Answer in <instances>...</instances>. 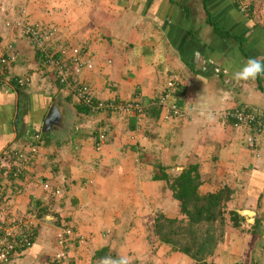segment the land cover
Masks as SVG:
<instances>
[{"label":"crops","instance_id":"crops-1","mask_svg":"<svg viewBox=\"0 0 264 264\" xmlns=\"http://www.w3.org/2000/svg\"><path fill=\"white\" fill-rule=\"evenodd\" d=\"M242 3L244 11L232 0H0V53L13 57L0 85V157L37 148L5 206L41 215L17 264H48L63 227L73 233L66 264L121 255L131 264H164L169 254L175 264L191 262L152 234L154 215L174 218L180 206L166 181L154 180L158 170L169 178L190 171L201 194L229 187V209L251 211L253 223L241 217L249 227L260 221L264 239V74L232 78L249 59L264 60V0ZM14 18L51 32L63 59L89 60L75 80L96 99L136 102L140 113L85 111L7 24ZM20 77L30 85L14 86ZM170 81L165 107L179 112L164 119L157 102ZM54 103L58 118L49 123ZM235 109L255 114L261 131L234 127L228 113Z\"/></svg>","mask_w":264,"mask_h":264},{"label":"built area","instance_id":"built-area-1","mask_svg":"<svg viewBox=\"0 0 264 264\" xmlns=\"http://www.w3.org/2000/svg\"><path fill=\"white\" fill-rule=\"evenodd\" d=\"M239 4L240 11L246 9V4L242 3L243 0H232ZM11 28H17L21 37L28 39L33 50L36 54L42 55V60L46 62L45 68L49 72H54L64 89L69 91L75 96L77 101L85 106L91 113L100 112H114V113H140L138 103L134 102H112L102 101L96 99L90 92L89 87L78 80L75 76L80 74L83 69H90L92 63L89 60L83 61L76 59L69 60L68 66L61 64V61H56L52 58L53 49L48 47L51 32H44L38 36L40 25L27 24L19 18H14L11 22L7 23ZM8 49L11 45L7 46ZM6 49H4L5 51ZM73 53L78 54L77 50ZM13 60L7 52L0 53V85L4 82V77L7 75V63ZM41 60V64H43ZM14 86L24 88L30 85L31 79L28 77H20L13 79ZM174 86L173 82H167L166 93L159 97L158 104L165 109L164 119L178 115V110L174 106L165 107L166 97L169 89ZM228 117L232 120L234 127L241 125H255L256 130L261 131V124L255 114L246 112L244 110L235 109L228 113ZM106 129H102L96 139L95 146L98 148L106 138ZM38 140V136H35ZM248 146L255 145V138H247ZM37 151L36 146L31 147L29 150H11V155L8 157H0V174L6 176L11 173L13 178H17L22 174L27 165L32 161ZM7 188L0 186V264H17V259L24 256L26 251L33 245L32 240L35 239V226L37 224V217L34 212L27 211L23 214L15 215L8 214L5 205H7ZM55 193H58L56 191ZM73 233L69 227L60 228L56 233L57 251L53 255V260L57 264H66L67 252L71 244V237ZM81 238V237H80ZM82 241V238L81 240Z\"/></svg>","mask_w":264,"mask_h":264},{"label":"trees","instance_id":"trees-1","mask_svg":"<svg viewBox=\"0 0 264 264\" xmlns=\"http://www.w3.org/2000/svg\"><path fill=\"white\" fill-rule=\"evenodd\" d=\"M236 5L239 8V4ZM44 32L45 29L40 26L38 36L42 35ZM49 42L48 47L53 49L52 52H50L52 58L56 61H61V64L68 66L69 60L62 58L63 54L61 51L56 52V47L51 38ZM60 53L62 55H60ZM42 55L43 54H37L36 56L37 61L41 66L46 64V62L42 60ZM41 60L43 64H41ZM43 68L47 70L45 66ZM49 73L60 89L64 90L63 85L60 84L55 73ZM77 103L84 108L85 111H89L78 101ZM17 149L23 150L22 148ZM10 153L11 151L6 152L8 155L5 154L4 156L8 157L12 154ZM23 174L24 172L17 178H13L11 173H8L6 176H1L0 174V186L6 187L8 191L6 202H8L11 191L12 193L17 192L18 187H16V184L14 185V183L16 180L21 179ZM153 178L154 180L166 181L167 188L171 191L173 199L178 201L180 206L179 213L174 218L167 217L160 211L157 212L153 219L152 234L161 243L169 245L173 250L184 254L193 262H196L197 264H205L207 258L210 256L212 257L214 250H216L218 245L223 242L225 230L228 229V227L239 230L244 235L250 233L257 235L258 238H260V221L255 222L254 225L249 227V224H247L241 216H239L233 209H229V201L231 200L229 187H220L214 192L201 194L199 192V187H197V176L191 177L190 171L184 172L180 177L169 178L167 173L163 170H158ZM13 214L19 215L17 213ZM40 216V213L37 214L38 218H40ZM33 241L34 239L32 242ZM48 264L57 263L52 258ZM234 264L244 263L235 262Z\"/></svg>","mask_w":264,"mask_h":264},{"label":"rangeland","instance_id":"rangeland-1","mask_svg":"<svg viewBox=\"0 0 264 264\" xmlns=\"http://www.w3.org/2000/svg\"><path fill=\"white\" fill-rule=\"evenodd\" d=\"M6 212L12 214L8 210ZM233 230L229 227L225 231L222 247L214 250L213 256L208 257L205 264H264V239L253 234H246L242 238ZM160 260L164 264H175L177 261L171 254L161 256ZM187 264L197 263L189 260Z\"/></svg>","mask_w":264,"mask_h":264},{"label":"clouds","instance_id":"clouds-1","mask_svg":"<svg viewBox=\"0 0 264 264\" xmlns=\"http://www.w3.org/2000/svg\"><path fill=\"white\" fill-rule=\"evenodd\" d=\"M264 74V60L261 58L249 59L247 63L239 70L233 73L232 78L236 82L255 80L257 76ZM100 264H131L130 258L121 255L118 258L106 257Z\"/></svg>","mask_w":264,"mask_h":264},{"label":"water","instance_id":"water-1","mask_svg":"<svg viewBox=\"0 0 264 264\" xmlns=\"http://www.w3.org/2000/svg\"><path fill=\"white\" fill-rule=\"evenodd\" d=\"M55 103L51 106V108L48 111L47 114V122L52 123L54 122L57 118H58V112H57V107L54 106ZM237 213L240 216H246V217H250L251 219H248V222L251 223L252 222V217L254 216V214L251 211L248 210H238ZM51 217H45L44 219L41 220L42 223H50ZM253 223V222H252Z\"/></svg>","mask_w":264,"mask_h":264},{"label":"flooded vegetation","instance_id":"flooded-vegetation-1","mask_svg":"<svg viewBox=\"0 0 264 264\" xmlns=\"http://www.w3.org/2000/svg\"><path fill=\"white\" fill-rule=\"evenodd\" d=\"M250 225V224H249Z\"/></svg>","mask_w":264,"mask_h":264}]
</instances>
